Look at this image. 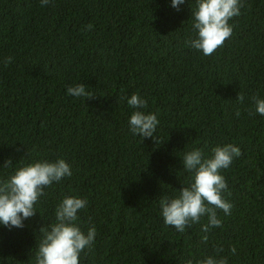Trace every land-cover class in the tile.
I'll return each instance as SVG.
<instances>
[{"label":"trees","instance_id":"obj_1","mask_svg":"<svg viewBox=\"0 0 264 264\" xmlns=\"http://www.w3.org/2000/svg\"><path fill=\"white\" fill-rule=\"evenodd\" d=\"M243 3L230 38L205 56L186 44L196 0L179 10L171 0H0V182L41 161L72 172L44 189L22 228L0 225V264H35L39 230L66 196L86 199L77 225L97 233L79 264H264V116L248 111L252 96L264 100V0ZM77 84L94 97L68 95ZM132 94L157 115L154 139L129 129ZM225 144L241 151L220 170L231 214L217 210L221 226L207 233V217L183 233L165 225L160 198L190 183L184 154Z\"/></svg>","mask_w":264,"mask_h":264},{"label":"clouds","instance_id":"obj_2","mask_svg":"<svg viewBox=\"0 0 264 264\" xmlns=\"http://www.w3.org/2000/svg\"><path fill=\"white\" fill-rule=\"evenodd\" d=\"M40 3L41 6H47L51 0H40ZM184 3L185 0H171V6L177 10ZM242 7L243 0H196V10L192 13V28L196 36L186 41V44L205 56L213 54L232 35L233 29L229 21L241 14ZM92 28L93 25L88 24L84 30L91 31ZM11 62L12 58L7 57L4 64L7 66ZM67 94L86 99L94 97L91 92L86 91L84 84L69 86ZM244 99V95L239 93L237 101L242 103ZM251 102L254 112L250 108L249 115L264 116V100L254 95ZM127 104L136 109L128 122L131 133L154 139L159 121L156 114H145L141 111L146 107V100L132 94L127 99ZM236 115L239 117V110ZM240 155V149L233 144L212 148L209 157L203 155L202 149L185 153L183 167L191 174L190 183L189 186L179 189L177 197L160 198L159 206L164 224L183 233L186 227H191L199 223L202 217H207V224L201 225L203 232L207 233L212 227H220L222 221L217 216V210L227 216L232 209V204L222 195L227 191V183L220 170L227 169L233 159ZM10 165L12 161L5 160L4 167ZM71 175V168L63 159L35 162L18 168L6 181L0 182V225L22 228L23 221L37 213L34 205L44 195V189ZM86 205V199L76 196L62 199L55 210L56 222L39 230L43 233V238L35 256V264H79L80 253L86 248L91 249L97 234L95 227H89L85 233L77 225V214ZM207 240V235L202 237L203 242ZM230 252L236 254L235 246L230 248ZM186 264H193V261L189 259ZM197 264H228V260L209 256Z\"/></svg>","mask_w":264,"mask_h":264}]
</instances>
